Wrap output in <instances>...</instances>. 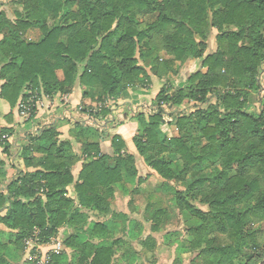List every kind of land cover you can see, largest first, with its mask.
Returning <instances> with one entry per match:
<instances>
[{
  "label": "trees",
  "instance_id": "trees-1",
  "mask_svg": "<svg viewBox=\"0 0 264 264\" xmlns=\"http://www.w3.org/2000/svg\"><path fill=\"white\" fill-rule=\"evenodd\" d=\"M15 4L17 22L0 11V98L12 111L32 97L71 94L77 85L83 100L103 105L119 100L129 89H148L150 74L174 77L188 60H202L186 86H162L153 103L157 111L148 118L136 116L140 129L133 143L165 181L176 207L194 222L190 248L198 255L192 264H264L259 231L249 230L255 222H264V108L249 110L262 88L264 0ZM35 27L42 38L27 41L26 33ZM213 30L215 49L207 55ZM158 38L168 56L162 62L156 53ZM148 61L150 72L143 65ZM185 102L195 104L193 111L172 114L178 134L166 136L161 130L164 109ZM36 112V107L31 109L30 120ZM108 114L110 110L103 108L95 117ZM13 135L9 128L0 131V146L8 157ZM60 136L55 125L28 136L19 152L24 168L13 178H8L0 158V225L8 231L6 240L0 237V264H13L6 256L9 246L22 251L35 235L44 245L65 228L72 230L64 240L72 254L53 255V264H113L119 240H107L113 220L120 218L111 210L116 189L134 194L139 191L135 186L144 182L138 178L135 156L121 136H108L82 122L70 131L80 153L72 140L62 141ZM105 137L111 140L113 156L102 152ZM80 157H86V163L75 180L72 170ZM205 170L209 173L197 175ZM88 212L111 219L90 223ZM154 222L161 224L158 215ZM218 234L228 243H220ZM184 251L185 246L179 247L177 259Z\"/></svg>",
  "mask_w": 264,
  "mask_h": 264
},
{
  "label": "crops",
  "instance_id": "crops-1",
  "mask_svg": "<svg viewBox=\"0 0 264 264\" xmlns=\"http://www.w3.org/2000/svg\"><path fill=\"white\" fill-rule=\"evenodd\" d=\"M214 49L215 39L213 51ZM213 51H207V55L212 54ZM195 62L199 63L200 70L202 60L190 59L185 65L188 68L191 63L193 64ZM190 74H188V76ZM188 76L186 78H188ZM163 82L164 79H159L155 75H151V84L148 89H129L123 93L119 100L107 101L103 104V107L107 109H109V105L117 106V108H110L111 111H114L113 117H115V120L117 118L115 114L120 113L121 111L124 112L123 116L125 120L120 125L112 128H105L106 132L104 133L108 136L119 135L122 137L126 143L128 152L135 156L136 166L138 163L141 165V170L137 167L138 178L144 179V182L141 185L137 187L135 186L139 191L134 194L131 192L123 194L119 188L116 189V198L111 205V210L113 214L116 216L119 215L120 218L116 217L113 220L111 224L112 236L107 240L109 242L119 240L114 247L115 256L113 264H192V261L195 260L198 255V251L190 248L192 238L190 227L194 222L187 213L181 212L176 207V204H174V208L169 210L166 207L162 208L161 201H154L156 196H166L167 193L171 192L166 189L167 184L165 181L161 179V177L146 164L144 158L138 154L133 143V139L140 129L136 117L132 115L133 110L141 107V109L145 108L153 111L154 107L151 104L152 100L156 99L163 86ZM260 84L262 86L261 77ZM27 93L29 94V92L26 91V94ZM39 102L42 107L39 106L37 108L36 117L30 120V117L23 116L21 112V105L24 103L23 101H21L18 107L12 111L10 105L0 98V131L5 128L14 131V135L10 137L9 142L13 145L12 153H14V149L17 150L14 154L16 156L15 159L10 160L9 157L3 153V148L0 146V158L5 161V170L8 173L9 179L15 177L17 169L24 168L23 162L19 157V150H21L22 146L28 144V136L37 135L44 126H58V130L61 133L60 139L62 141L72 140L76 153H80L79 145L70 137V131L74 129V124L83 121L88 126H99L97 120L95 121L94 118L87 116V114H81L77 111V107L83 103L85 105L88 103L95 104L91 99L83 100L82 91L79 85H77L71 94L63 96L57 95L55 97L42 96V99ZM262 103L260 104L262 105ZM127 110L132 113H128ZM191 111H193V109ZM65 112L72 113V115H68L72 118L71 121L65 120ZM9 115L11 119L7 118ZM145 117L148 118V116ZM174 127L173 120L167 123L164 120L161 130L166 136L174 137V135L176 136L178 134V128ZM173 129H175V131ZM22 131L23 135H17ZM172 132H174V134ZM101 149L105 155H114L112 143L108 137L101 140ZM84 163H86V157H80V161L73 167L72 172L75 180L78 179ZM152 180L157 186L152 187L149 185ZM70 196H75L73 190H71ZM88 213L90 215V223L109 222L111 219V215L108 217H101L93 212ZM155 215H158V218L161 219L160 225L154 222ZM176 221H181L183 227H174L173 223ZM0 227H2L3 231H7L2 225H0ZM92 227L93 226L90 225L89 228L92 229ZM71 233V229H61L58 236L52 239L53 241L61 242L60 253L55 255L66 253L69 257L71 256L72 251L64 244L65 238ZM52 240L44 245L37 243L29 247L26 246L28 249L25 253V261H28L27 259L31 258L33 262H36V259L39 258L41 254H46L52 250L55 247L52 245ZM94 242L98 243L99 240L96 239ZM181 246H185V251L180 255L179 260L177 259L179 256L178 249ZM28 250H30L32 254L29 253Z\"/></svg>",
  "mask_w": 264,
  "mask_h": 264
},
{
  "label": "rangeland",
  "instance_id": "rangeland-1",
  "mask_svg": "<svg viewBox=\"0 0 264 264\" xmlns=\"http://www.w3.org/2000/svg\"><path fill=\"white\" fill-rule=\"evenodd\" d=\"M15 1L16 0H0V11L6 12L8 18L10 20H12L13 22H17V17L16 16H17V12L19 11L17 5L15 4ZM215 37H216V31H213V33L210 36V40H209V49H208L209 52L213 51ZM41 38H42V32L40 31V29L38 27H35V28L29 30L26 33V40L27 41L37 42ZM160 42L161 41L158 38L156 40V43L158 44V49L156 50V53L158 54L157 56L161 59L160 61L162 62V60H166L168 58V56L166 54V51H164V49L161 47ZM149 63L150 62L148 61L146 63H143V65L145 64L144 66L148 67V71L150 72V68L148 66ZM197 70H199V63H197V62H195L193 64L191 63L188 66V68H187L186 65H184L181 68V70L179 71L178 75H176L174 77H172L171 74L165 75L166 77L164 79L163 86L165 84H168V82L173 87V89L174 88H178V87L186 86L187 85V82H186L187 78L186 77L188 76V74L193 73V72H195ZM151 75H153V74H151ZM260 77H261V83H262L263 89H262L261 93L258 96L254 97L255 100H254V103H253V105H252V107L250 109L251 111L259 110L260 109V105H261L260 103L264 102V100H263L264 99V72H261ZM33 98H34V100H37L36 102H39L42 99V97L40 99H38L37 97H32V99ZM94 103L95 104L88 103L86 105L83 103V104H81V105H79L77 107L78 108L77 111L79 113H81V114H83V113L87 114V116L94 118L95 121L97 120V124H99V126L95 125V127L98 128L100 131L106 132L105 128H112L114 126L120 125L125 120V118L123 116V114H124L123 111H121L120 113L115 114L116 117H117L116 120H115V117H113V112L114 111H111L110 108H112V107L113 108H117L116 105H109V107H108L109 109H107V110H110V114H108L106 116L105 115H101V116L95 117V115L98 114L99 111L101 109L105 108V107H101V103H97V102H94ZM153 103H154V100H152L151 104L154 107V109L157 111V108L153 105ZM194 105L195 104L192 103V102H185L179 108H175V109L166 108V109H164L165 110V114L163 115L164 116V120L166 121V123L167 122H171L173 120V118H174L173 116H171L172 114H174L175 116L179 115V114H189L191 112V110L193 109ZM39 106L42 107L40 102L37 104V108ZM127 112L128 113L130 112V114L132 113L129 110H127ZM152 113H153V111L147 110L145 108L141 109V107H138L136 110L135 109L133 110V114L132 115H134L136 117L139 114H144V116H148L149 117ZM65 115H66L65 116L66 117L65 120L71 121L72 118H70L68 115H72V113L65 112ZM30 116H31V113L27 117L29 118ZM82 123L86 124L83 121H82ZM174 126L176 127L175 124H174ZM173 130L175 131V129H173ZM172 133L174 134V132H172ZM17 135H23V131L21 133L19 132ZM13 152L14 153H12L11 156H9L10 160L15 159V157H16L14 154L17 152V150L14 149ZM137 167H139L140 170H141L140 163L137 164ZM208 173H209V171L205 170L203 173L197 174V175L203 176V175L208 174ZM149 185L152 186V187L157 186V184L153 180L151 181V183ZM154 201L155 202H157V201L160 202L161 201V205L163 206L162 208L166 207L169 210L174 208V204H175L174 203V195H172L171 193H167L166 196L165 195H162L161 197L160 196H156ZM194 205L197 208H199V209H201V210H203L205 212L209 211V208L207 206H203V205L199 204L198 202H194ZM191 225H193V224H191ZM173 226L174 227H183V223L181 221H176V222L173 223ZM249 230H251V231H259V234L257 235L258 243L261 246H264V222H255L253 225L250 226ZM7 232L8 231H3L2 227H0V237L3 240H6L5 234ZM217 237L220 239V243H222V244L228 243V239L226 238V236L218 234ZM27 249H28V247H26V244H25V247H24V249L22 251H18V249L15 246H9V248H8V250L6 252V254H7L6 256H7V258H9V260L13 264H27L29 262H33L31 260V258L27 259L28 261H25V258H26L25 257V253L27 252ZM249 249L252 250V247H249ZM28 252L31 253L30 250H28ZM249 253L251 254L252 251L249 250L247 254H249Z\"/></svg>",
  "mask_w": 264,
  "mask_h": 264
},
{
  "label": "built area",
  "instance_id": "built-area-1",
  "mask_svg": "<svg viewBox=\"0 0 264 264\" xmlns=\"http://www.w3.org/2000/svg\"><path fill=\"white\" fill-rule=\"evenodd\" d=\"M261 72H264V66H263ZM262 89H263V86H262ZM38 103L39 102H35L34 101V98L29 100L28 102H24L21 105V112H22L23 116H25V117L29 116L30 113H31V109H33L35 107L37 108V104ZM262 105H263V108H264V102H263ZM101 107H103V105H101ZM3 138L5 139L6 137H3ZM35 237H36V235H35ZM34 238H30L29 240H27L26 241V246L29 247V246H31L33 244H37V242L35 241ZM52 245L55 246L52 250H50L46 254H41V256L36 259L37 264H53L52 257H53V255L60 253L61 242L60 241H53Z\"/></svg>",
  "mask_w": 264,
  "mask_h": 264
}]
</instances>
